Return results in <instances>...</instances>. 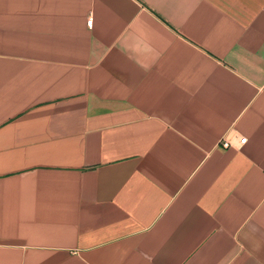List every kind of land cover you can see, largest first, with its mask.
Returning a JSON list of instances; mask_svg holds the SVG:
<instances>
[{
    "label": "crops",
    "instance_id": "0c3cea01",
    "mask_svg": "<svg viewBox=\"0 0 264 264\" xmlns=\"http://www.w3.org/2000/svg\"><path fill=\"white\" fill-rule=\"evenodd\" d=\"M0 264H264V0H0Z\"/></svg>",
    "mask_w": 264,
    "mask_h": 264
},
{
    "label": "built area",
    "instance_id": "2783aa9c",
    "mask_svg": "<svg viewBox=\"0 0 264 264\" xmlns=\"http://www.w3.org/2000/svg\"><path fill=\"white\" fill-rule=\"evenodd\" d=\"M91 22H92V20H89V23H91ZM246 140H247V138L244 137V138L241 139V142H242V143H245ZM221 142L223 143V146H224V147H229V146H230V143H229L228 141H221Z\"/></svg>",
    "mask_w": 264,
    "mask_h": 264
}]
</instances>
